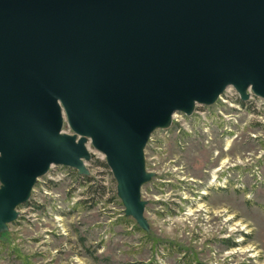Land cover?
I'll use <instances>...</instances> for the list:
<instances>
[{
  "label": "water",
  "instance_id": "water-1",
  "mask_svg": "<svg viewBox=\"0 0 264 264\" xmlns=\"http://www.w3.org/2000/svg\"><path fill=\"white\" fill-rule=\"evenodd\" d=\"M229 88L264 101V0H0V230L91 151L145 225L151 136Z\"/></svg>",
  "mask_w": 264,
  "mask_h": 264
},
{
  "label": "rangeland",
  "instance_id": "rangeland-1",
  "mask_svg": "<svg viewBox=\"0 0 264 264\" xmlns=\"http://www.w3.org/2000/svg\"><path fill=\"white\" fill-rule=\"evenodd\" d=\"M226 95L151 136L145 225L91 151L88 174L52 166L37 181L0 230V264H264V103Z\"/></svg>",
  "mask_w": 264,
  "mask_h": 264
},
{
  "label": "built area",
  "instance_id": "built-area-1",
  "mask_svg": "<svg viewBox=\"0 0 264 264\" xmlns=\"http://www.w3.org/2000/svg\"><path fill=\"white\" fill-rule=\"evenodd\" d=\"M232 90H234V88H229V89H227V90H225V92H224V94L220 97V99L221 100H224V96H228V95H226L229 91H232ZM253 95V94H252ZM251 98H258V97H256L255 95L254 96H252ZM250 98V99H251ZM239 99H241L240 98V95L239 96H237V98H235V99H233V98H231V100H234V101H239ZM258 99H260V98H258ZM260 101H262L263 103H264V101L262 100V99H260ZM178 114V113H177ZM177 114H175V116L177 115Z\"/></svg>",
  "mask_w": 264,
  "mask_h": 264
},
{
  "label": "trees",
  "instance_id": "trees-1",
  "mask_svg": "<svg viewBox=\"0 0 264 264\" xmlns=\"http://www.w3.org/2000/svg\"><path fill=\"white\" fill-rule=\"evenodd\" d=\"M103 164V166H106V167H108V164L107 163H102ZM86 176V175H85ZM88 176V175H87ZM86 178V180H91L90 179V177H85ZM28 203H26L25 205H27ZM25 205H23V206H25Z\"/></svg>",
  "mask_w": 264,
  "mask_h": 264
},
{
  "label": "bare ground",
  "instance_id": "bare-ground-1",
  "mask_svg": "<svg viewBox=\"0 0 264 264\" xmlns=\"http://www.w3.org/2000/svg\"><path fill=\"white\" fill-rule=\"evenodd\" d=\"M174 116H175V115H174ZM174 116H173V117H174Z\"/></svg>",
  "mask_w": 264,
  "mask_h": 264
}]
</instances>
